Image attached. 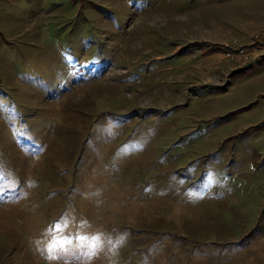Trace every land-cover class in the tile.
Listing matches in <instances>:
<instances>
[{"label":"rangeland","instance_id":"rangeland-1","mask_svg":"<svg viewBox=\"0 0 264 264\" xmlns=\"http://www.w3.org/2000/svg\"><path fill=\"white\" fill-rule=\"evenodd\" d=\"M262 30L264 0H0V264H264V224L227 249L264 201V57L226 51ZM222 192L233 229L197 219Z\"/></svg>","mask_w":264,"mask_h":264},{"label":"trees","instance_id":"trees-1","mask_svg":"<svg viewBox=\"0 0 264 264\" xmlns=\"http://www.w3.org/2000/svg\"><path fill=\"white\" fill-rule=\"evenodd\" d=\"M64 99L63 95H58V96H55L53 95L52 96V99L50 101H52L53 103L57 102V103H61L62 100ZM14 125L13 124H10V127L9 129H14ZM15 130V129H14ZM17 130H15L16 132ZM76 130H68L67 131V134L69 135V137L73 138L74 140H76V145L74 147V149L72 150V153L74 154V151L76 149V153L75 155H77V151H78V148L81 147V146H84L85 145V142L87 141L89 135H83L81 134L82 131L80 130L79 132L76 133V135L74 134ZM262 137L264 136L263 133H259ZM241 138H245V135L242 136V137H229L228 139H226L225 141V144L222 145L220 147V149L217 151V153L215 154H209L207 156H210L213 157L212 158V162H215V160H218L219 157H221V151L223 150V148L225 146H237V148L241 149L242 147V140H240ZM259 145L255 147V149L257 150L259 156L262 155V153L264 152V147H260V144L264 143L262 139H260L259 141ZM82 148V147H81ZM228 157V160L226 162V175L227 174H233V171L232 168H235L236 169V173H241V171L243 170L241 165H236L237 164V160H239V158H235L234 156L230 155L229 153L226 155ZM225 156V157H226ZM209 159V157H208ZM264 159V158H263ZM262 159V162H260V164L257 166L256 170L259 172L262 171L260 170V168L262 167L261 165L264 164V161ZM194 163H196V161H193ZM190 164H192L190 162ZM189 164V165H190ZM188 165V166H189ZM264 166V165H263ZM206 171H208L206 169ZM264 171V170H263ZM6 174H8L7 172H4L3 169L1 168L0 166V175H4L5 176V181L3 182H7V183H11V179L9 176H7ZM233 174V176L235 175ZM257 174V173H256ZM225 178H229V177H232L231 175L229 176H224ZM201 177H194V178H191L192 179V182H197L199 181ZM225 178L223 181H221L219 184L221 185H227V183L225 182ZM1 180V179H0ZM200 183V181L198 182V184ZM242 187H246V185H242ZM249 189H248V194L249 193ZM261 191H262V194H264V184L262 185L261 187ZM259 193V192H257ZM231 195L225 193V192H222V193H214V194H211L209 196H206L205 198L203 197V199H197V203L196 206H197V214H198V221H202L200 223H211V227L213 225H216L219 227L222 228V226L224 225H227L230 229H233V224L234 223H243L241 220H240V214L238 213V208H237V203L240 201L239 200V195L238 194H233L231 197ZM264 197V195H263ZM260 200L257 202L256 199H254V201L252 202L251 205L252 208L248 211V213L252 210L253 212L250 214L251 218L248 220V223H253L252 224V227H247V228H250V233H247L242 239H240L238 242L236 243H231L233 245H230L231 248H227L231 251V255H233L236 251L235 249H238L240 250V248H245V246H250L251 245V241H249L248 243H246V240L245 238H248L249 236L251 237V231L254 229V228H260L263 224H264V201L262 198H259ZM195 201V202H196ZM256 206L259 207V211H260V214H256L255 212V208ZM206 211H209L206 216H204V212ZM254 214V215H253ZM256 216V217H254ZM237 219V220H235ZM257 219L256 222H254L255 220ZM230 223V224H228ZM233 225V226H232ZM241 225V224H239ZM247 226V224H246ZM245 230V229H243ZM236 232H241L240 230L239 231H236ZM263 235V234H262ZM255 243L257 240H254ZM264 242V238L263 239H259L258 242ZM201 246V245H199ZM229 246V245H228ZM226 248V247H224ZM261 254L262 256H264V251L262 253H259Z\"/></svg>","mask_w":264,"mask_h":264},{"label":"built area","instance_id":"built-area-1","mask_svg":"<svg viewBox=\"0 0 264 264\" xmlns=\"http://www.w3.org/2000/svg\"><path fill=\"white\" fill-rule=\"evenodd\" d=\"M226 56L232 60L251 63L264 57V30L256 33L250 45H234L226 51ZM262 57V58H263Z\"/></svg>","mask_w":264,"mask_h":264},{"label":"snow or ice","instance_id":"snow-or-ice-1","mask_svg":"<svg viewBox=\"0 0 264 264\" xmlns=\"http://www.w3.org/2000/svg\"><path fill=\"white\" fill-rule=\"evenodd\" d=\"M70 242V241H69Z\"/></svg>","mask_w":264,"mask_h":264}]
</instances>
